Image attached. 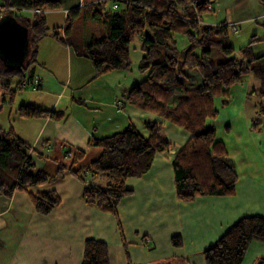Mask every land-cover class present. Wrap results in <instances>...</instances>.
<instances>
[{
    "label": "trees",
    "instance_id": "16d2710c",
    "mask_svg": "<svg viewBox=\"0 0 264 264\" xmlns=\"http://www.w3.org/2000/svg\"><path fill=\"white\" fill-rule=\"evenodd\" d=\"M257 1L264 11V0ZM211 2L99 0L84 6L83 12L82 7L68 10L63 38L58 31L49 34L46 18V12L63 8L60 0H0V20L10 18L28 28L29 33V51L24 62L9 67L0 58V78L17 76L21 85L30 69L28 82L39 90L41 79L34 81L33 70L38 63V44L45 37L53 36L69 45L77 56L91 62L94 76L90 81H93L110 72L128 69L130 38L141 34L144 53L141 70L148 71V77L134 85L124 98L129 105L153 113L190 134L172 160L178 198L193 202L200 196H232L238 181L234 163L228 157L224 142L216 139L215 128L205 126L208 119L218 115L215 98L227 97L231 88L241 84L245 76L260 80V94H264V54L255 56L253 53V45L264 42V36L253 34L249 43L239 49L240 55H234L229 34L237 33L238 24L226 20L218 24L205 23L204 16L212 11ZM108 3H112V8L105 10ZM82 13L84 19L99 22L110 30L107 35L93 37L83 49L71 36L73 23ZM261 27L264 30V24ZM176 34L188 40V46L182 50L177 48ZM213 49L225 59L216 63L212 58ZM193 70L199 73L201 80L199 83L197 80L198 86L190 88L187 71ZM0 85L6 101L13 103L16 90L9 82ZM176 97L178 103L172 106ZM17 113L26 119L64 118L63 111L33 103L21 104ZM144 126L148 136H143L130 124L122 131L100 138L91 136L88 140V146L102 149L101 155L84 168H69L84 185L82 199L86 204L115 214L120 202L132 194L126 181L143 177L151 169L156 154L171 148L163 123L146 121ZM32 150L13 129L0 127V196L10 198L16 191L25 192L39 214L49 215L61 204V198L54 189L38 191L36 188L61 178L68 168L61 163L53 176L36 170L30 155ZM66 153L76 164L84 158L86 150L72 148ZM99 175L109 178L103 186L93 182ZM253 241L264 243V216H246L235 222L203 252L204 264H243ZM171 242L175 247L182 245L179 235L173 236ZM81 264H110L107 243L94 238L85 240ZM127 264L133 263L128 260ZM254 264H264V255Z\"/></svg>",
    "mask_w": 264,
    "mask_h": 264
},
{
    "label": "crops",
    "instance_id": "0c3cea01",
    "mask_svg": "<svg viewBox=\"0 0 264 264\" xmlns=\"http://www.w3.org/2000/svg\"><path fill=\"white\" fill-rule=\"evenodd\" d=\"M60 1L63 8L46 12L47 21L58 13L63 15L65 23L70 8L64 7V0ZM98 1L78 0L77 7H82L83 12L84 6ZM256 7L249 11L241 3L232 17H228V22L238 24L241 29L254 20L260 22L256 27H261L264 11L259 4ZM49 37L40 41V62L36 63V67L41 66L46 74L38 73L36 67L33 69L34 81L41 77L40 89L23 92L21 104L33 103L63 111L64 118L26 119L17 113L12 123L0 127L13 129L31 145L30 155L36 170L53 176L61 163L68 168L61 178L36 188L38 191L56 190L61 204L49 215H41L25 192L16 191L10 198L0 196V264H81L84 242L90 238L107 243L110 264H127L128 260L133 264H204L203 252L235 222L246 216H264V176L262 179L254 172L240 175L237 171L236 193L232 196H200L193 202L181 201L176 193L172 160L190 134L157 115L149 121L163 123L169 140L168 127L180 133L182 143L175 145L170 140L171 148L156 154L151 169L143 177L126 181L132 194L120 202L115 214L101 212L86 204L82 199L84 185L69 172V168H84L101 155L102 149L88 146V140L91 136L111 135L130 124L143 136H148L145 126L142 127V118L150 112L129 105L124 95L130 87L119 83L115 84L114 92H68L66 85L73 81L72 67L66 76L64 63L72 66L74 57H85L77 56L69 45ZM257 45H253V51ZM82 61L77 62L75 68L76 90L108 85L115 77L109 75L122 71H113L90 81L94 76L93 67ZM62 80L66 82L64 86L59 83ZM6 104L8 102L0 92V111ZM73 107L82 112L73 113L71 109L67 114L68 108ZM66 143L73 149L86 147L84 158L73 164L67 156ZM99 176L94 183L99 184L104 177ZM175 235L182 239L180 247L172 245L171 238ZM263 255L264 243L253 241L243 264H254Z\"/></svg>",
    "mask_w": 264,
    "mask_h": 264
},
{
    "label": "rangeland",
    "instance_id": "374dc122",
    "mask_svg": "<svg viewBox=\"0 0 264 264\" xmlns=\"http://www.w3.org/2000/svg\"><path fill=\"white\" fill-rule=\"evenodd\" d=\"M212 11L204 16L205 23H214L218 24L222 21H230L228 17H232L231 14L235 12V8L239 9V5L245 4L249 11L256 10L258 5L257 0H211ZM78 0H64V7L73 8L77 7ZM112 8V3H108L105 10H110ZM82 17L76 19L73 23L71 36L81 45V48H85L90 40L93 37H100L102 35H107L110 30L107 26L95 22L91 19H84ZM62 14L56 13L51 19L48 18L47 24L49 27V34H54L55 31H58L60 37L65 38V33L63 30L64 22L62 20ZM85 16V15H84ZM217 19V20H216ZM234 23V22H233ZM260 23V22H259ZM256 21H252L250 25H246L243 28L239 29L236 34L230 33L229 39L231 44L235 48L234 55L239 56V49L247 45L252 38L253 34L257 33L258 37L264 36V30L261 27H256L259 24ZM252 26V28H250ZM256 29V30H255ZM53 37V36H52ZM51 38V36L49 37ZM54 38V37H53ZM177 44V48L182 50L188 46V40L185 36L176 34L174 36ZM55 39V38H54ZM40 43V42H39ZM143 38L141 34H133L130 38L129 43V54L131 65L128 69H124L119 72L112 73L115 76L113 82L106 85H101L99 88L89 87L86 89L75 88V68L77 62H84L92 67L91 62L86 58L74 57L73 64L69 65L68 62L64 63L65 74L71 71L72 67V77L73 81L69 85V82L66 85V90L68 92H114L115 84L130 87V89L147 79L148 71L141 70L143 65V56L142 51ZM38 44V49H39ZM264 42L258 43L255 51H253L255 56L264 54ZM39 52V50H38ZM261 53V54H257ZM212 58L218 63L223 61L224 56L217 51L216 49L212 50ZM37 60L40 62V58L37 54ZM65 61V60H64ZM79 64V63H78ZM40 67V68H39ZM63 67V66H62ZM37 72L46 74L42 70L41 66L36 67ZM30 69L27 71L26 78L24 83L19 85L20 77H1L0 84L10 83V87L16 90V96L13 103H8L4 106L3 110L0 111V125H9L13 120L17 118V109L21 105L23 97L25 96L23 92H34V85L29 83ZM188 75V87L198 86L199 81L201 80L199 73L196 70L187 71ZM41 78V77H40ZM109 78V77H108ZM63 79V78H62ZM38 80V78H36ZM198 80V83H197ZM61 83L63 86L66 84L65 80ZM113 85V86H112ZM62 86V87H63ZM261 82L252 75H247L244 77V80L241 84L234 85L227 97H216L215 98V107L218 110V115L215 118L208 119L206 121L205 127H214L216 130V139L221 140L226 145L228 150L229 159L234 163L236 171L240 175L247 173H256L255 175L261 176L263 179L264 176V94H260ZM58 88H61L59 86ZM0 92H4L3 87L0 85ZM79 94V93H77ZM122 99V97L120 96ZM179 98H174L171 102V105H176ZM90 107L91 104H88ZM65 107V106H63ZM103 110L107 107H102ZM68 113L82 112L81 109L76 107L68 108ZM97 115V114H96ZM156 118V115L148 113L146 118H142V127L145 121ZM140 126V124H138ZM180 130H182L180 128ZM122 131V130H120ZM182 132H185L182 130ZM187 134V133H186ZM168 136L173 144L182 143V135L180 133L174 132V130L169 129L168 127ZM67 150L72 149V146L69 143L65 144ZM79 148H86L84 146H77ZM102 180L98 183L100 185H105L109 178L106 175H103ZM258 176V177H259ZM100 177V176H99Z\"/></svg>",
    "mask_w": 264,
    "mask_h": 264
},
{
    "label": "water",
    "instance_id": "95a60500",
    "mask_svg": "<svg viewBox=\"0 0 264 264\" xmlns=\"http://www.w3.org/2000/svg\"><path fill=\"white\" fill-rule=\"evenodd\" d=\"M28 28L10 18L0 20V58L7 66L20 65L28 51Z\"/></svg>",
    "mask_w": 264,
    "mask_h": 264
},
{
    "label": "built area",
    "instance_id": "2783aa9c",
    "mask_svg": "<svg viewBox=\"0 0 264 264\" xmlns=\"http://www.w3.org/2000/svg\"><path fill=\"white\" fill-rule=\"evenodd\" d=\"M116 8H117V6L115 5L114 6V9H116ZM37 12H40V11L38 10ZM34 88H35V90H37V87L36 86Z\"/></svg>",
    "mask_w": 264,
    "mask_h": 264
}]
</instances>
